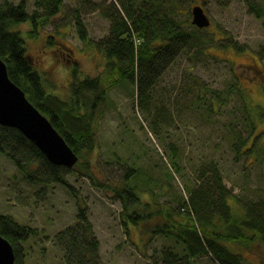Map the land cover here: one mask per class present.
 I'll use <instances>...</instances> for the list:
<instances>
[{
	"label": "trees",
	"instance_id": "trees-1",
	"mask_svg": "<svg viewBox=\"0 0 264 264\" xmlns=\"http://www.w3.org/2000/svg\"><path fill=\"white\" fill-rule=\"evenodd\" d=\"M64 1L34 0L30 10L29 0H0V55L7 63L10 77L51 119L77 151L79 160L72 168L53 163L19 128L10 125L0 126V154L8 156L31 182H61L75 192L68 173L74 171L90 178L110 198L121 202V219L127 233L132 224L146 230V242L156 235L165 239L163 247L154 251L152 264H197L203 256L218 264H255L222 240H231L247 250L257 241L264 245V197L235 194L225 183L214 157L192 161V157L170 139L165 142V182L144 170L140 159L125 158L116 151L105 163H123L121 176L109 178L95 171L97 123L114 106L109 96L111 89L134 85L132 95H136L142 111L151 116L152 130L166 137L164 129L168 127L158 124L160 116L153 115L149 108L152 88L181 53L203 50L206 44L217 41L216 32L210 26L201 28L193 24L192 9L186 13L181 11L189 0H112L104 3L100 5V12L110 20V28L108 34L96 42L106 58L103 71L82 76L73 64L70 92L63 97L48 90L49 86L27 51L26 37L39 36L41 29L62 11ZM248 5L249 10L264 17V6L258 1L248 0ZM73 17L77 33L83 41H88L87 25L78 6ZM23 22H29L30 28L26 31L20 27ZM56 33L66 34L61 30ZM54 36H47L48 44L56 45ZM221 44L224 48L234 46L240 51L245 46L230 42ZM259 54L264 57V44ZM192 78L197 88L193 99L195 110L201 115L210 117L219 112L234 95L242 100L233 110L232 118L225 122L231 148L236 158L256 153L254 157L264 164V146L260 134H255L264 111L260 112L262 118L255 120L237 81L215 88L206 85L197 75ZM238 109L242 115H238ZM162 116L167 123L172 121L168 112L164 111ZM186 167L197 180L184 183V193L174 189L172 182L176 175L184 174ZM74 194L77 197L76 220L58 230L52 238L64 250L63 264H103L101 240L94 230L88 207L78 194ZM0 234L13 244L16 264H26V243L41 234V230L0 210Z\"/></svg>",
	"mask_w": 264,
	"mask_h": 264
},
{
	"label": "rangeland",
	"instance_id": "rangeland-1",
	"mask_svg": "<svg viewBox=\"0 0 264 264\" xmlns=\"http://www.w3.org/2000/svg\"><path fill=\"white\" fill-rule=\"evenodd\" d=\"M111 1L65 0L62 11L41 29L39 36L26 37L27 51L49 91L67 97L73 64L82 76H93L103 71L106 58L96 42L108 34L110 20L101 14L100 5ZM199 1L212 18L210 27L218 40L206 44L208 46L203 50L181 53L152 88L149 108L153 115L160 116L157 123L168 127L164 129L167 136H159L152 130L151 116L142 111L136 95H132L134 85L115 86L109 92L114 106L97 123L95 171L109 178L121 176L125 167L123 163H105L116 151L125 158L140 159L144 170L165 182V142L172 139L192 157V161L214 157L225 183L235 194L261 198L264 197V164L254 157L256 153L236 158L225 125L242 100L234 95L231 100H226L219 112L212 113L210 117L201 115L195 110L193 99L197 88H194L192 76L197 75L206 85L215 88L237 81L243 89L248 110H252L255 120H259L260 112L264 111V57L259 54L264 44V17L249 10L248 0H189L181 11L188 12ZM255 1L264 6V0ZM29 2L32 10L34 0ZM77 6L87 25L88 41L81 39L74 25L73 12ZM20 27L28 30L29 22H23ZM57 30L66 34H58ZM50 34H55L56 45L48 44L47 36ZM211 35L212 32L208 36ZM223 37L226 38L221 39ZM225 42L245 45L244 50H237L234 46L224 48L221 43ZM164 111L172 115L170 123L163 118ZM238 115H242L240 109ZM257 133L264 146V117L258 121ZM67 178L74 185L75 192L61 182L29 181L8 156L0 154V210L12 213L20 222L41 230V234L26 243V264H63L64 250L52 237L76 220L77 197L74 193L88 207L94 230L101 240L103 264H152L154 251L163 247L165 239L156 235L146 242V230L132 224L130 233H127L121 219L120 201L110 198L90 178L78 172L68 173ZM196 180L192 170L186 167L184 174L176 175L173 188L186 193L184 183H195ZM222 241L242 253L247 261L264 264V245L261 242H255L253 248L247 250L231 240ZM197 264L218 262L203 256Z\"/></svg>",
	"mask_w": 264,
	"mask_h": 264
},
{
	"label": "water",
	"instance_id": "water-1",
	"mask_svg": "<svg viewBox=\"0 0 264 264\" xmlns=\"http://www.w3.org/2000/svg\"><path fill=\"white\" fill-rule=\"evenodd\" d=\"M192 23L205 28L212 18L202 4L192 7ZM19 128L55 164L69 168L79 160V154L54 126L51 119L34 105L24 89L9 75L7 63L0 55V126ZM0 264H16L13 244L0 234Z\"/></svg>",
	"mask_w": 264,
	"mask_h": 264
},
{
	"label": "bare ground",
	"instance_id": "bare-ground-1",
	"mask_svg": "<svg viewBox=\"0 0 264 264\" xmlns=\"http://www.w3.org/2000/svg\"><path fill=\"white\" fill-rule=\"evenodd\" d=\"M199 4H202V3H200V1L198 2ZM192 9V8H191Z\"/></svg>",
	"mask_w": 264,
	"mask_h": 264
}]
</instances>
